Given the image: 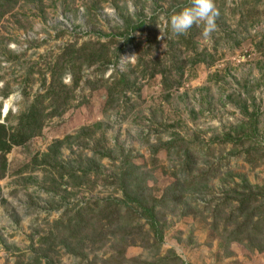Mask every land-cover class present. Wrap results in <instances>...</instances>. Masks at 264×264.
<instances>
[{
	"label": "rangeland",
	"instance_id": "1",
	"mask_svg": "<svg viewBox=\"0 0 264 264\" xmlns=\"http://www.w3.org/2000/svg\"><path fill=\"white\" fill-rule=\"evenodd\" d=\"M213 3L210 37L203 24L187 32L205 59L193 65L166 26L191 0H0V124L14 133L34 111L37 127L0 160V264H264L263 238L251 249L223 233L229 191L264 186V0ZM139 20L123 48L118 35ZM139 42L144 62L177 59L178 71L140 73ZM243 101L259 112L249 157L248 144L222 142L241 129ZM123 175L156 204L160 235L121 207ZM104 207L120 218L101 219ZM78 211L94 235L66 230Z\"/></svg>",
	"mask_w": 264,
	"mask_h": 264
},
{
	"label": "trees",
	"instance_id": "2",
	"mask_svg": "<svg viewBox=\"0 0 264 264\" xmlns=\"http://www.w3.org/2000/svg\"><path fill=\"white\" fill-rule=\"evenodd\" d=\"M6 2V1H5ZM2 16V15H0ZM144 26V21L139 20L138 23L135 26H131V24H126L124 33L119 34L118 36L122 38L124 41V46L128 45L129 43L134 42V38L132 37L133 33L138 29L142 28ZM195 35L191 33H185L183 35H176L174 34V41L170 40L169 45L172 47L174 45L179 46V48L183 49L185 52H194L195 58L193 60V65L204 62L205 59H199V55L196 54L197 46ZM104 48L105 45H102ZM136 55H137V61L135 64V68L137 70H142L140 73H146L150 72V76L154 75H163L164 70H168L169 72H172L173 70L178 71L177 64L180 63L179 60L175 59H169L170 64L164 67H161L159 65H162L160 62L152 63L144 62V55L143 51L140 46V42L135 44L134 46ZM105 49V48H104ZM122 50V48L120 49ZM84 51V50H83ZM82 51V52H83ZM119 51V50H115ZM168 51V54L173 55L174 53ZM116 54V53H115ZM114 54L115 57H117ZM101 55H93V56H82V65L85 62H88L87 60H90L89 58L93 57V63L96 61L101 60ZM99 57V59H98ZM97 58V59H96ZM173 58V57H172ZM175 58V57H174ZM116 59V58H115ZM165 64V63H163ZM68 66L70 68L74 69L76 64L74 60H71L68 62ZM78 71L80 72L79 66L77 67ZM54 74H52V77ZM80 77H78L74 81V86H77L78 82L80 81ZM124 78H122L120 81H123ZM58 79H52L49 84V90L48 94L56 96L57 93L54 92L55 89V82L57 83ZM59 83V82H58ZM56 85V84H55ZM62 89V88H61ZM61 92V91H60ZM56 94V95H55ZM66 100H68V96L65 97ZM54 101H57L56 97L53 99ZM253 101L251 102V104ZM240 111L243 113L245 121L242 124L241 129L233 133H226L224 136V139L222 142L224 143H230L233 145H240L243 146L245 144H248L247 148L243 150L246 156H250L251 149L252 151H256L259 148V145L261 144V135L259 134V129L257 128V121L259 117V112L256 110V108L253 106L250 110V107L247 106L246 102L243 101L240 103L239 107ZM34 111H30L29 113L21 115L19 118L17 126L14 128V133L9 134L7 132V128L4 124H0V160L3 162L5 161V156L10 152L13 146L20 145L23 141V138H28L30 136L34 135V131L37 128L35 126L36 120L35 115L33 114ZM49 156V155H48ZM55 160V159H54ZM186 168V167H185ZM187 171V169H186ZM185 171V172H186ZM129 176H121L119 180H121V186H122V195L123 200L120 201L121 207H125L127 209L135 210V212L139 213V218L145 220V222L149 226L150 232L154 234L155 236L160 235V228H159V221L157 218V214L155 212L156 204H151L150 202L145 201L143 198L142 190L137 186L138 184H133L134 181L129 180ZM188 176V175H187ZM186 176V177H187ZM137 181V180H136ZM188 188V187H187ZM186 188H184V191ZM229 193L233 194L234 196V206L228 214L226 218V225L223 229V233L228 232L229 235L236 236V241L240 242H249L250 248L253 249L252 245L254 241H257L258 239H262L261 243H257L256 250L259 252L264 251V186L263 187H257V186H250L245 181H243L241 184L236 185L233 191H229ZM138 195V196H137ZM101 203L93 204V209L90 210V212L96 211L97 208H101ZM228 204V203H227ZM130 205V207H129ZM90 206H88L89 208ZM95 208V209H94ZM107 208L104 207L103 209L99 210L100 218H110L116 216L118 218L119 213L116 209H114L115 212L109 213L110 215L106 214ZM86 212V211H85ZM97 212V213H98ZM67 218V214H65L62 218H60L61 222H58L57 224H62L63 219ZM92 218V217H91ZM88 215H81V212L78 211V214H75L71 218H67L65 223L67 227L68 232H72L74 238L76 237L75 233L77 235L84 234H92L94 235V230L91 227V223H94ZM120 218V216H119ZM99 219V221H101ZM66 227V226H65ZM230 229V231L227 229ZM90 232V233H89ZM46 256L43 258L47 259L48 253H45ZM40 260V259H39ZM46 264H50L49 261H45Z\"/></svg>",
	"mask_w": 264,
	"mask_h": 264
},
{
	"label": "clouds",
	"instance_id": "3",
	"mask_svg": "<svg viewBox=\"0 0 264 264\" xmlns=\"http://www.w3.org/2000/svg\"><path fill=\"white\" fill-rule=\"evenodd\" d=\"M219 15L213 0H191L188 7L172 14L166 26L176 35L187 33L194 25L203 24L202 35L207 38L216 29V18Z\"/></svg>",
	"mask_w": 264,
	"mask_h": 264
}]
</instances>
